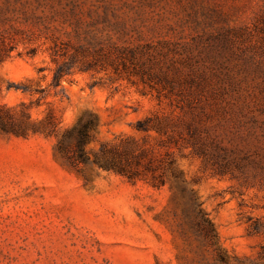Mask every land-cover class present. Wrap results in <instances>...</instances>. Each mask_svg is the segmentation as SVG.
Returning <instances> with one entry per match:
<instances>
[{"label": "rangeland", "instance_id": "obj_1", "mask_svg": "<svg viewBox=\"0 0 264 264\" xmlns=\"http://www.w3.org/2000/svg\"><path fill=\"white\" fill-rule=\"evenodd\" d=\"M0 264H264V0H0Z\"/></svg>", "mask_w": 264, "mask_h": 264}, {"label": "trees", "instance_id": "obj_2", "mask_svg": "<svg viewBox=\"0 0 264 264\" xmlns=\"http://www.w3.org/2000/svg\"><path fill=\"white\" fill-rule=\"evenodd\" d=\"M124 50H127L128 52L122 53V51H120V53H116L115 55V59L121 60V63L123 65H125V59L133 60L137 54V49L134 48H124ZM97 54L99 55L100 53ZM110 55H112V53L107 54L105 57L111 60L112 64L115 61L114 58L112 59ZM75 56L76 54L72 58H74ZM72 62L73 61H66L58 66L54 73V81L59 83L60 79L70 72L69 70L73 66ZM88 66L93 65H91L90 63ZM139 70L144 74L146 72L145 68L138 69L136 70V72H139ZM150 74L151 73H148V75ZM155 118L157 119V116H155L154 118L148 117L145 120L139 121V129H149L150 122ZM92 126L93 121L90 119L86 123L78 126L73 130H67L60 138H58L56 150L66 157H70V155H72L73 153L74 155H77L81 160H85L86 153L83 146L92 137L90 132ZM170 164H174V161L172 160ZM105 166H107L109 169H114L122 174H126L129 178L132 177L126 165L121 161H119L118 163L116 161H109ZM175 178L177 180L178 176L175 175ZM157 180L158 181L152 182L153 186L157 188H162L169 183V189L173 191V193H176V191H181L182 193L185 192V187H182L179 182L174 181L171 178L167 180L165 178ZM188 204V207H184L183 209H181V211H174L172 222L175 226V230L184 239H189L192 236L198 237L200 235H203L204 237L212 240L215 235L214 229L212 228L211 222L204 216V214H202L200 205L197 204L195 199L192 197H189Z\"/></svg>", "mask_w": 264, "mask_h": 264}]
</instances>
